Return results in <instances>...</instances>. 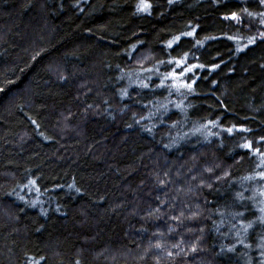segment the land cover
<instances>
[{
    "label": "trees",
    "instance_id": "1",
    "mask_svg": "<svg viewBox=\"0 0 264 264\" xmlns=\"http://www.w3.org/2000/svg\"><path fill=\"white\" fill-rule=\"evenodd\" d=\"M148 2L0 0V264H264V3Z\"/></svg>",
    "mask_w": 264,
    "mask_h": 264
},
{
    "label": "snow or ice",
    "instance_id": "2",
    "mask_svg": "<svg viewBox=\"0 0 264 264\" xmlns=\"http://www.w3.org/2000/svg\"><path fill=\"white\" fill-rule=\"evenodd\" d=\"M170 2H171V0H170ZM261 3H264V0H261ZM151 7H152V5L148 2V0H140V4L138 5V10L139 11H149L151 9ZM231 18L233 20L238 19L237 15L235 13L232 14ZM183 35L191 36V35H194V32L184 33ZM174 40L179 41L180 37L177 36L174 38ZM197 43H200V41H197ZM168 47H172L171 41L169 42ZM186 60H187V53H185L182 58L176 59L175 64L177 67H180L182 64H184V62ZM161 63H163V62H161ZM197 67L203 68L204 65H189L188 67L183 68L179 74L176 72V70L174 68L170 73L164 74L163 79L164 80L171 79L173 81V83L171 85H167V87L175 88L178 92L181 89H186L189 92H191V91H193V85H195V83H196V78H191V81L189 82L187 80H181V77L187 72H192ZM214 67H218V65H215ZM140 86L143 88L149 87V85L147 83H141ZM159 87H165V85L163 83H161L159 85ZM0 91H3V89H0ZM124 94L127 95V92H125ZM177 107H181V105H177ZM148 131H151V129H148ZM228 131L231 132L232 129L230 128V129H228ZM242 147L247 148L250 151H252L254 154L259 155L261 157V166H264V153H262L259 148L253 149L251 141H248L246 144L242 145ZM259 176L261 179H264V172L259 173ZM249 179H251V177H249ZM31 183L35 184V181H32ZM261 194L264 195V193H261ZM260 211L264 212V208L260 209ZM250 226L251 225H248V227H250ZM241 242H243V241H241Z\"/></svg>",
    "mask_w": 264,
    "mask_h": 264
}]
</instances>
